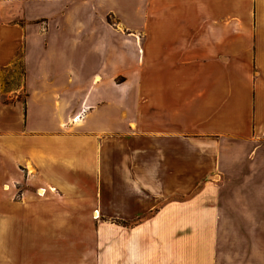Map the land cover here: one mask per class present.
<instances>
[{
  "label": "crops",
  "instance_id": "0c3cea01",
  "mask_svg": "<svg viewBox=\"0 0 264 264\" xmlns=\"http://www.w3.org/2000/svg\"><path fill=\"white\" fill-rule=\"evenodd\" d=\"M0 264H264V0H0Z\"/></svg>",
  "mask_w": 264,
  "mask_h": 264
},
{
  "label": "rangeland",
  "instance_id": "374dc122",
  "mask_svg": "<svg viewBox=\"0 0 264 264\" xmlns=\"http://www.w3.org/2000/svg\"><path fill=\"white\" fill-rule=\"evenodd\" d=\"M111 21H112V19H111ZM114 22L116 23L117 21L114 19ZM19 44H20V42H19ZM20 58H21V53L19 52V60H18V63H17V68H16V70L15 71H13V72H11V73H13V77H14V83L15 84H20V80H21V71H20V67H21V60H20ZM9 78H10V76H7V78L5 79V81H6V83H7V85H6V87H8L9 86Z\"/></svg>",
  "mask_w": 264,
  "mask_h": 264
}]
</instances>
